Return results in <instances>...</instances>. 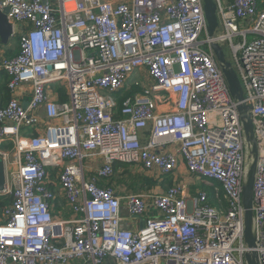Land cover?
Here are the masks:
<instances>
[{"label": "built area", "instance_id": "obj_1", "mask_svg": "<svg viewBox=\"0 0 264 264\" xmlns=\"http://www.w3.org/2000/svg\"><path fill=\"white\" fill-rule=\"evenodd\" d=\"M214 1L211 37L203 0H0L19 45L0 56L11 94L0 105V195L13 197L0 216V264H246L240 103L251 106L258 143L264 264V0ZM214 43L241 81L239 103ZM116 162L159 183L185 162L226 210L183 182L116 188ZM144 216L126 227L125 217Z\"/></svg>", "mask_w": 264, "mask_h": 264}, {"label": "water", "instance_id": "obj_2", "mask_svg": "<svg viewBox=\"0 0 264 264\" xmlns=\"http://www.w3.org/2000/svg\"><path fill=\"white\" fill-rule=\"evenodd\" d=\"M204 12L207 20V31L212 37L219 27L217 5L214 0H203ZM9 8H0V42L8 45L12 39L13 24L8 19ZM215 57L221 64L230 94L239 103L244 100V90L241 81L232 63L227 59L224 48L214 43L212 45ZM244 125L249 147V165L243 185L244 207V240L249 248L245 253L246 264H260L259 253L256 249V231L254 225V184L258 164V143L254 132V124L251 114V106L240 103L238 107ZM6 171L4 160L0 157V192L5 189Z\"/></svg>", "mask_w": 264, "mask_h": 264}, {"label": "crops", "instance_id": "obj_3", "mask_svg": "<svg viewBox=\"0 0 264 264\" xmlns=\"http://www.w3.org/2000/svg\"><path fill=\"white\" fill-rule=\"evenodd\" d=\"M14 39V37H12L11 41L9 42L8 45H3L0 42V56L2 55H15L18 50H19V45L15 44L14 41H12ZM18 39V38H17ZM2 83V78L0 77V84ZM63 92V91H62ZM63 97L65 98L64 93ZM28 96L25 97V99H23V101L27 100ZM7 99L5 97H3V93L1 91V86H0V102L1 103H5ZM144 138H147L148 135V131H144ZM141 171V170H140ZM142 173L144 174V176H146L150 181H151V185L150 186H144V189H150V190H159L163 191V189L167 188V184L171 183L172 185L177 184V183H181L183 182V184L187 183L188 184V192L190 194L195 195L197 190H203L206 191L207 193H209L211 195V199L209 200L210 204H212L214 207H216L217 209L221 210V211H225L226 210V203L224 201V199L220 196L217 197L215 196V191L213 190V186L206 181H194L190 176L189 173L187 171V167L185 162H182L179 167H178V171L176 172L175 175H168L167 177H165L163 179V182L159 183L156 179H154L153 177H150L149 175H146L143 171ZM189 176V177H188ZM153 181V182H152ZM113 179L110 181V183L112 185H114V187L116 188H120L122 187V185H118L115 183H112ZM171 185V186H172ZM123 188V187H122ZM155 209L150 208L149 212H154ZM69 213H66V216ZM62 218H67V217H62ZM147 217H136V218H129V217H125V224L126 227H128L131 230H136L140 227H142L143 223H144V219H146ZM109 264H111L110 261H107ZM73 264H81L79 262H75Z\"/></svg>", "mask_w": 264, "mask_h": 264}, {"label": "rangeland", "instance_id": "obj_4", "mask_svg": "<svg viewBox=\"0 0 264 264\" xmlns=\"http://www.w3.org/2000/svg\"><path fill=\"white\" fill-rule=\"evenodd\" d=\"M12 41H14L15 44H18L17 37H14ZM226 57L228 59L230 57L227 50H226ZM135 76L139 78L141 75L140 73H137ZM136 77L135 79L137 80ZM63 90L65 91V89H63L62 87V91ZM123 172H124L123 175H119L118 173H116L115 176L113 177V182L115 184L122 185L123 189H128L131 191H141L144 189V186L147 185L149 186V184L151 183V181L146 176H144L142 171H140L135 165L128 164L127 167L123 168Z\"/></svg>", "mask_w": 264, "mask_h": 264}, {"label": "trees", "instance_id": "obj_5", "mask_svg": "<svg viewBox=\"0 0 264 264\" xmlns=\"http://www.w3.org/2000/svg\"><path fill=\"white\" fill-rule=\"evenodd\" d=\"M0 77L2 78V83L0 84L1 86V91L3 93V97H5L7 100L5 102H7L10 99V91L8 89V81L9 78L7 76V74L4 71L0 72ZM122 99H119V103L121 104ZM4 103L0 102V105H3ZM128 164H124L121 162H116L114 164V171L115 174L118 173L119 175H123V168L127 167ZM153 182V181H152ZM114 183V182H112ZM151 185V183L149 184V186ZM168 186H171L172 184L169 183L167 184ZM13 201V197L11 195H0V216L2 215V212L6 209L7 206H9L11 204V202Z\"/></svg>", "mask_w": 264, "mask_h": 264}]
</instances>
